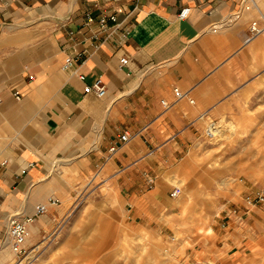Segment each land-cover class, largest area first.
Listing matches in <instances>:
<instances>
[{
  "label": "crops",
  "instance_id": "1",
  "mask_svg": "<svg viewBox=\"0 0 264 264\" xmlns=\"http://www.w3.org/2000/svg\"><path fill=\"white\" fill-rule=\"evenodd\" d=\"M109 14L115 20L101 25ZM251 22L258 31L246 39ZM95 79L100 97L83 89ZM0 98L1 250L10 215L56 198L30 224L36 235L95 173L139 185L196 151L208 121L264 122V0H0ZM124 130L129 139L107 157ZM231 240L236 259V232Z\"/></svg>",
  "mask_w": 264,
  "mask_h": 264
},
{
  "label": "rangeland",
  "instance_id": "2",
  "mask_svg": "<svg viewBox=\"0 0 264 264\" xmlns=\"http://www.w3.org/2000/svg\"><path fill=\"white\" fill-rule=\"evenodd\" d=\"M214 127L211 137L195 139L196 151L151 172L152 181L122 188L95 173L91 183L74 186L61 216L31 236L36 216L23 252L16 255L7 239L0 260L8 250L6 264H220L221 257L225 264H264V204L245 202L264 189V122L249 114ZM174 177L183 183L174 185ZM172 186L179 196L169 195ZM5 228L7 235V222ZM235 232L240 256L232 259Z\"/></svg>",
  "mask_w": 264,
  "mask_h": 264
},
{
  "label": "built area",
  "instance_id": "3",
  "mask_svg": "<svg viewBox=\"0 0 264 264\" xmlns=\"http://www.w3.org/2000/svg\"><path fill=\"white\" fill-rule=\"evenodd\" d=\"M247 8V6H245ZM188 12V7H181L177 13V16L179 18H183L186 16ZM115 20V16L113 14L109 15H101L98 18V22L103 25L106 19ZM258 31V28L255 25V22H251L249 26V35L246 39L250 38L254 34H256ZM71 61L70 57H65L64 62L69 63ZM120 63H125V58L119 59ZM77 77L79 79L83 78L82 74H77ZM31 78V76H29ZM85 92L92 91L96 96H102L105 91L104 84L99 80L95 79L91 84H85L83 87ZM174 95L176 98L181 96V93L174 88L173 89ZM14 96H18V92H13ZM1 102V98H0ZM161 104L164 107H167V103L165 101H161ZM214 123L212 121H208L207 125L204 128V134L207 137H211V129H214ZM129 139V134L127 131H122L120 134L117 135L116 141L111 143L107 148V157L114 152L118 146L122 143H125ZM148 181H152L151 178L148 179ZM180 191V188L178 186H172L169 195L171 197L176 196ZM245 202L248 205H252L253 203H261L264 204V189L258 188L254 192H252L251 195L247 194L245 195ZM57 200L56 198L48 197L45 203H38L33 206V210L31 213L25 214L23 217H19V214H12L7 219V236L9 241V246L11 250L16 254L20 255L23 252V242L25 240V237L27 236V225L34 220L36 216H39L43 214L46 211L47 204H56ZM242 215V214H241ZM241 215H234L236 220H242Z\"/></svg>",
  "mask_w": 264,
  "mask_h": 264
},
{
  "label": "bare ground",
  "instance_id": "4",
  "mask_svg": "<svg viewBox=\"0 0 264 264\" xmlns=\"http://www.w3.org/2000/svg\"><path fill=\"white\" fill-rule=\"evenodd\" d=\"M178 194H179V193H178ZM178 194H177V195H178ZM177 195H176V196H177ZM178 196H179V195H178ZM27 234H28V233H27ZM37 248H38V247H37Z\"/></svg>",
  "mask_w": 264,
  "mask_h": 264
}]
</instances>
